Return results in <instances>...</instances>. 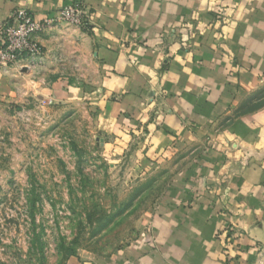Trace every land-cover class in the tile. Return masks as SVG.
<instances>
[{
	"label": "crops",
	"instance_id": "crops-1",
	"mask_svg": "<svg viewBox=\"0 0 264 264\" xmlns=\"http://www.w3.org/2000/svg\"><path fill=\"white\" fill-rule=\"evenodd\" d=\"M75 3L90 27L40 32L42 58L0 68V105H76L132 165L175 166L111 264H264V0H0V20Z\"/></svg>",
	"mask_w": 264,
	"mask_h": 264
},
{
	"label": "rangeland",
	"instance_id": "rangeland-1",
	"mask_svg": "<svg viewBox=\"0 0 264 264\" xmlns=\"http://www.w3.org/2000/svg\"><path fill=\"white\" fill-rule=\"evenodd\" d=\"M107 144L76 105H0V264H111L148 227L176 168L137 167Z\"/></svg>",
	"mask_w": 264,
	"mask_h": 264
},
{
	"label": "built area",
	"instance_id": "built-area-1",
	"mask_svg": "<svg viewBox=\"0 0 264 264\" xmlns=\"http://www.w3.org/2000/svg\"><path fill=\"white\" fill-rule=\"evenodd\" d=\"M59 24L87 29L92 24V13L85 4L75 3L41 21L28 9L19 7L9 20H0V68H9L22 58H42L44 50L36 36Z\"/></svg>",
	"mask_w": 264,
	"mask_h": 264
}]
</instances>
